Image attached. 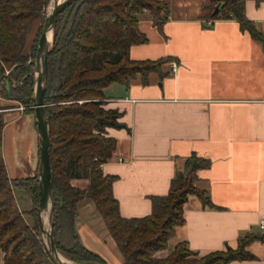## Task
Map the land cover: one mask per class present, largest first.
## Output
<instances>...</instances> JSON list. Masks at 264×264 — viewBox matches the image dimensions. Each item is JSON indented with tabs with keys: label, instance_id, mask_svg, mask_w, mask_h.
Masks as SVG:
<instances>
[{
	"label": "crops",
	"instance_id": "0c3cea01",
	"mask_svg": "<svg viewBox=\"0 0 264 264\" xmlns=\"http://www.w3.org/2000/svg\"><path fill=\"white\" fill-rule=\"evenodd\" d=\"M162 1L168 3L169 15L161 31L147 13L141 14L138 28L147 42L130 46L129 57L171 61L162 65V76L150 72L146 82L137 76L128 85L104 88V107L121 112L124 127L106 129L116 147L101 169L115 177L112 193L120 214L137 218L151 213V197L168 193L171 179L192 155L204 160L195 186L211 206L188 195L183 222L154 255L163 258L184 242L202 256L235 248L240 237L259 233L257 223L264 214V0H245L244 23L228 18L211 25L206 24L211 0L193 8L183 0L178 12L171 0ZM10 121L2 133L3 160L10 178L25 177L6 149ZM71 184L84 189L88 180ZM75 231L81 244L107 264H123L90 199L77 203ZM246 250L251 259L228 264H264V239L252 241Z\"/></svg>",
	"mask_w": 264,
	"mask_h": 264
},
{
	"label": "trees",
	"instance_id": "16d2710c",
	"mask_svg": "<svg viewBox=\"0 0 264 264\" xmlns=\"http://www.w3.org/2000/svg\"><path fill=\"white\" fill-rule=\"evenodd\" d=\"M50 0H0V96L33 105L34 64L25 53L29 31L35 20L44 18ZM245 0H211L208 18H235L244 23ZM222 3L218 13L215 6ZM147 13L161 31L169 15L162 0H75L55 17L53 40L47 57L48 70L44 91L45 114L50 134V182L53 197V232L56 248L65 258L82 264H107L98 254L85 248L75 231L77 203L94 202L109 234L123 257V264H228L251 259L246 250L264 235L247 234L237 246H226L199 256L175 245L163 258L155 253L167 246L174 227L183 222L182 206L188 195L211 206L203 191L195 186L196 171L204 160L192 155L185 168L171 179L164 196L151 197L152 211L137 218L123 217L112 193L115 177L105 175L100 164L116 147L107 128H122L121 112L105 108V87L112 83L128 85L140 76L146 82L150 72L160 76L169 57L132 60L129 48L144 44L147 37L138 28L139 17ZM42 30V28H41ZM254 36L259 37L255 32ZM40 36V34H39ZM38 36V37H39ZM36 47L31 56L36 58ZM6 68L9 73L5 74ZM33 69V70H32ZM34 113V109L28 110ZM0 112V251L2 264H53L41 242L38 224V168L25 177L10 178L2 156V133L6 124ZM28 113V112H27ZM73 179H86L79 189ZM25 191L30 209L21 211L13 190ZM26 215L32 223L27 222Z\"/></svg>",
	"mask_w": 264,
	"mask_h": 264
},
{
	"label": "water",
	"instance_id": "95a60500",
	"mask_svg": "<svg viewBox=\"0 0 264 264\" xmlns=\"http://www.w3.org/2000/svg\"><path fill=\"white\" fill-rule=\"evenodd\" d=\"M75 0H50L44 14L42 30L37 42L34 62L33 109L38 132V208L37 224L41 242L53 264H82L62 256L56 248L53 232V197L50 182V134L45 114L44 91L47 80V57L53 40L55 17ZM222 3L215 6L218 13Z\"/></svg>",
	"mask_w": 264,
	"mask_h": 264
},
{
	"label": "rangeland",
	"instance_id": "374dc122",
	"mask_svg": "<svg viewBox=\"0 0 264 264\" xmlns=\"http://www.w3.org/2000/svg\"><path fill=\"white\" fill-rule=\"evenodd\" d=\"M183 0H171L173 12H178L180 2ZM193 8L195 4H205L206 0H187ZM194 5V6H193ZM194 10H189L188 15L193 14ZM44 18L34 21L27 38V47L25 53L29 56L27 63L34 64L35 58L31 56V48H37V42ZM9 68H6L5 74L9 73ZM33 70V69H32ZM34 72V70L32 71ZM32 106L26 107L24 104L9 100L0 96V112H4V120L10 121L7 125L6 132V149L14 158L15 165L20 167L24 175H33L36 173L38 165V132L35 124L34 114L31 111ZM28 112V113H27ZM18 207L26 211L30 208L28 194L15 188L13 190ZM28 223H32L30 216L26 215Z\"/></svg>",
	"mask_w": 264,
	"mask_h": 264
},
{
	"label": "built area",
	"instance_id": "2783aa9c",
	"mask_svg": "<svg viewBox=\"0 0 264 264\" xmlns=\"http://www.w3.org/2000/svg\"><path fill=\"white\" fill-rule=\"evenodd\" d=\"M214 20H215V19H211V18H210V19L206 20V24H207V25H211V24L214 22ZM170 65H171V69H172V71H175V70H176V64H175L174 62H171ZM0 111H1V110H0ZM102 165H103V163L100 164V167H101V168H102ZM257 227H258V231H259V233L264 235V214H262V215L260 216V219H259V221H258V223H257Z\"/></svg>",
	"mask_w": 264,
	"mask_h": 264
}]
</instances>
